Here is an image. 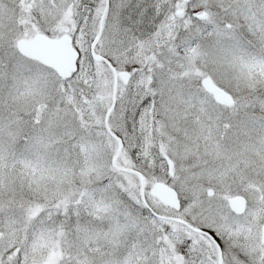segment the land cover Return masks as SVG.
<instances>
[{"label":"snow or ice","instance_id":"snow-or-ice-1","mask_svg":"<svg viewBox=\"0 0 264 264\" xmlns=\"http://www.w3.org/2000/svg\"><path fill=\"white\" fill-rule=\"evenodd\" d=\"M0 264H264V0H0Z\"/></svg>","mask_w":264,"mask_h":264}]
</instances>
